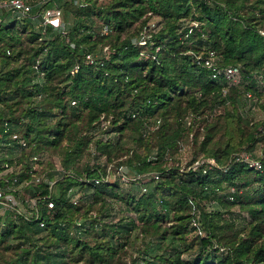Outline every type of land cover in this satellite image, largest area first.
I'll use <instances>...</instances> for the list:
<instances>
[{
  "label": "trees",
  "instance_id": "trees-1",
  "mask_svg": "<svg viewBox=\"0 0 264 264\" xmlns=\"http://www.w3.org/2000/svg\"><path fill=\"white\" fill-rule=\"evenodd\" d=\"M25 1L22 17L0 8V199L16 201L0 204V264H264V118L195 60L213 49L238 65L264 111V0ZM45 7L61 29L41 24ZM256 144L260 168L237 158ZM198 157L225 168L188 169ZM109 164L140 191L105 179ZM234 204L243 214L224 216Z\"/></svg>",
  "mask_w": 264,
  "mask_h": 264
},
{
  "label": "built area",
  "instance_id": "built-area-1",
  "mask_svg": "<svg viewBox=\"0 0 264 264\" xmlns=\"http://www.w3.org/2000/svg\"><path fill=\"white\" fill-rule=\"evenodd\" d=\"M40 2H44L45 0H39ZM0 8H3L5 10H10L11 12H16L17 17H22L27 15L30 12L31 9V5L29 3H27L25 0H0ZM41 24L42 25H46L49 24L51 26H53L54 28L57 29H61L62 25H61V10L57 7H45L42 9L41 11ZM157 29V24L155 21L152 20V18H150L140 29L139 34L137 37H135L134 42L136 44L139 45H145L147 44V42L151 39L152 37V32H154ZM109 31V28L107 25H103L102 27V33H107ZM262 34H264V31H262ZM158 49V46L155 48V50ZM103 51H104V57H106L108 55V47L104 46L103 47ZM86 60L91 63L94 62L95 58L94 55H92L91 53H86L85 55ZM195 60L198 64H200L201 66L206 67L212 78H217L220 75H222V77L228 81V82H234L235 78L240 75V67L238 65H234V64H227V65H223L221 62V57L218 53H216L213 49H209L206 51V53H199L195 55ZM103 61L100 62V64H102ZM77 69V65L74 66L73 70L71 71H75ZM225 90V89H223ZM247 95L249 96L250 94L247 93ZM74 102V101H72ZM134 115V114H132ZM188 122L190 121V117H186ZM17 135L14 133L12 134V137H16ZM20 142L21 145H25V141L20 139L18 140ZM33 158H36V156H33ZM242 160H244L245 162H248L249 165L254 166L256 168H260L261 167V163L260 161L257 159H252L249 158L247 156V154L245 153H239L238 157ZM210 166H216L219 169H224L225 166L219 164L218 162H216V160L213 157L210 158H206L203 159L202 157H198L196 159H194V161L189 164L188 169L192 168V169H197L199 167H202V171H205L207 167ZM117 175L118 178L123 181V182H127L130 178V176L128 174H126L124 167L123 166H119L117 168ZM149 173H147L148 175ZM107 175V173H106ZM105 175V176H106ZM141 175H146V173L141 174ZM155 178H157V174L153 173L152 174ZM41 178V176L39 175H35L34 176V180L35 181H39ZM98 178L95 179V182H98ZM53 181H49V185L51 187ZM144 189V188H143ZM75 195V194H74ZM73 195V196H74ZM73 196L70 198V200L77 204V201L73 198ZM0 197H1V193H0ZM229 198H232V195L229 196ZM15 203L14 198L11 194L6 196L5 200L0 199V204H5L7 205V207L12 206V204ZM52 201H48L47 205L48 206H52ZM41 224V223H40ZM192 224L194 226H197V223L195 221V219L192 220ZM197 232H201L199 229H197Z\"/></svg>",
  "mask_w": 264,
  "mask_h": 264
},
{
  "label": "rangeland",
  "instance_id": "rangeland-1",
  "mask_svg": "<svg viewBox=\"0 0 264 264\" xmlns=\"http://www.w3.org/2000/svg\"><path fill=\"white\" fill-rule=\"evenodd\" d=\"M153 21L156 22L157 24V20L158 18L153 17L152 18ZM192 23L194 24V22L192 21ZM159 27V26H158ZM243 75L240 74L235 78V81L233 82L236 86V88L241 92V109L244 112V114H246L247 116H249L250 118H252L253 121H257V120H261L264 118V111L261 110L256 104H254V99H252L251 97H248L244 90V82H243ZM264 129V128H263ZM101 134V133H99ZM98 135V134H97ZM104 138H116V133L111 132V131H107V133L103 134ZM129 136H127L126 134L124 135L123 141H126V144L129 146H134L135 143H133L131 141L130 138H128ZM259 144H256L255 147L253 148V150L248 151V150H241L240 152L247 154V156L249 158L252 159H256L257 160V156L260 154L261 149L259 147ZM5 150H2V152ZM181 155L179 157V164L181 167L185 166V163L190 160V158H192V156L195 154V147L191 146V143L188 139H185L181 142V149H180ZM1 153V152H0ZM49 153H47V156H45V158H49V160H51L54 164H58L57 161V156L55 154H51L48 156ZM175 163V161H174ZM110 167L107 168V175L105 176V179L109 180L110 182L117 180L118 179V175L117 172L115 171V169L111 166V164H109ZM39 175V174H38ZM119 183V189L120 190H130L132 192H138L140 191V188L138 189V187H136V185H133V183L131 184L129 181L127 182H123L120 179ZM141 190H143L141 188ZM87 192L84 189H79L75 195L73 196V198L77 201L78 204H81L83 202L82 200V196L84 194H86ZM15 201V200H14ZM16 202V201H15ZM113 206H111L110 208V214L114 215L115 218L119 217L120 212L126 213V211L124 210V205L121 201H119L118 199H113L112 201ZM208 208H210V205L207 206ZM0 211H2V209L0 208ZM223 215L224 216H237L239 217V214L242 215L243 212L239 213V209L237 204H234L231 206V208L229 209H223ZM114 218V219H115Z\"/></svg>",
  "mask_w": 264,
  "mask_h": 264
}]
</instances>
